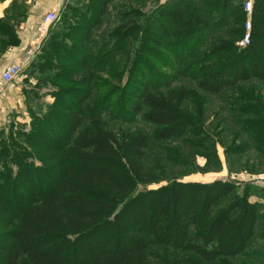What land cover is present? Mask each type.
Wrapping results in <instances>:
<instances>
[{
	"label": "trees",
	"instance_id": "16d2710c",
	"mask_svg": "<svg viewBox=\"0 0 264 264\" xmlns=\"http://www.w3.org/2000/svg\"><path fill=\"white\" fill-rule=\"evenodd\" d=\"M144 1L66 0L27 68L31 128L0 129V264H264V188L182 181L218 143L232 172L264 161V0L245 46L243 0ZM27 13L0 18V57Z\"/></svg>",
	"mask_w": 264,
	"mask_h": 264
},
{
	"label": "rangeland",
	"instance_id": "374dc122",
	"mask_svg": "<svg viewBox=\"0 0 264 264\" xmlns=\"http://www.w3.org/2000/svg\"><path fill=\"white\" fill-rule=\"evenodd\" d=\"M160 3H164L167 0H158ZM54 2V7H48V4ZM61 0H38L33 7V13L36 19L41 21L44 25H46L45 16L48 13V11H58L59 19L61 17V14L63 12V8L60 10L59 6L61 4ZM53 3V4H54ZM137 4V3H136ZM145 6V11H151L154 9V7L157 5V0H145L143 2ZM38 36H35V39ZM147 59H150V57L147 56ZM152 59V58H151ZM155 61L157 60L154 58ZM158 60L161 61L160 58ZM155 66H158L159 69H161L163 72H170L164 67V65L160 62H154L152 61ZM27 67L22 66V71L19 77L16 79V81L11 85L10 90L8 91V95L10 96V100H3L1 103V108H4L5 110L0 113V129L5 128L6 134H9L11 130L16 132L17 129L21 131L24 130L25 132H28L31 128V116H29L27 112V105L25 102V97H23L24 91H30L32 87H34V82H36L35 79H33L32 84L27 83V78L24 77L26 73ZM26 78V79H25ZM144 77H140V81H143ZM126 82V78L123 80V84ZM53 88L51 86H48V88H43L40 92L42 95V103H49L53 101V97L49 94ZM47 93V94H45ZM45 94V95H44ZM40 95V96H41ZM213 104L210 106L211 108H214L217 106L218 101L214 99ZM216 108V107H215ZM211 115V113H209ZM213 116H210V118ZM227 121L225 120L224 123L217 122L216 126H214V131L212 133L214 135L220 136V134L224 133V126ZM13 127V129H11ZM177 144V142L175 143ZM218 147V155L220 157V165L218 167L210 166L207 167L205 165L206 159L202 156H200L197 159V165H196V171L190 175L185 176L182 181H198V182H211L215 180H228L229 178L235 179L240 184H245L250 182V185H253L255 187H259L260 189L264 188V161L263 159H255L253 155H249L246 157H243L241 159H230L231 165L234 168H237L238 171L232 172L229 169L228 160L225 156L224 149L220 143L217 144ZM198 166V167H197ZM208 169V170H207ZM251 170V171H250ZM252 171H258L257 174H251ZM255 173V172H252ZM166 182H163L159 185H163ZM159 185L154 184L149 186L150 188H157ZM246 187V186H245ZM252 200H257L256 197H253ZM264 201V200H263Z\"/></svg>",
	"mask_w": 264,
	"mask_h": 264
},
{
	"label": "crops",
	"instance_id": "0c3cea01",
	"mask_svg": "<svg viewBox=\"0 0 264 264\" xmlns=\"http://www.w3.org/2000/svg\"><path fill=\"white\" fill-rule=\"evenodd\" d=\"M12 1L13 0H0V18L5 16V11L10 6ZM37 1L38 0H26V4L28 6L27 18L16 26V32L20 43L18 45L11 46L7 52L0 57V79L3 70L8 65L12 63H20L22 66H26L28 68L43 52L45 43L55 23L48 27L47 25L41 23L40 20L38 21L36 19L33 13V7ZM61 1L62 2L59 6L60 10L64 7L66 0ZM53 3L54 2L48 4V7H54L55 3ZM35 36L38 37L35 39ZM33 79L34 78H30L29 83L32 84ZM35 83L36 82H34V84ZM10 87L11 85L7 87L4 95L0 99V108L3 100H10V96L8 95ZM23 97L25 96L23 95ZM1 110L4 111L5 109L1 108ZM1 110L0 113H2Z\"/></svg>",
	"mask_w": 264,
	"mask_h": 264
},
{
	"label": "built area",
	"instance_id": "2783aa9c",
	"mask_svg": "<svg viewBox=\"0 0 264 264\" xmlns=\"http://www.w3.org/2000/svg\"><path fill=\"white\" fill-rule=\"evenodd\" d=\"M257 0H243L244 10L247 13V21L245 23L246 33L244 38L238 42L240 46H245L249 42V35L251 30V15L253 12L254 3ZM59 19L58 11H49L45 16L46 25L52 26ZM22 71V64L12 63L8 65L2 72L0 79V99L4 95L8 86L12 85L16 79L19 77Z\"/></svg>",
	"mask_w": 264,
	"mask_h": 264
}]
</instances>
